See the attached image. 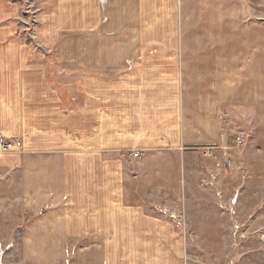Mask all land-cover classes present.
Masks as SVG:
<instances>
[{
    "label": "crops",
    "instance_id": "crops-1",
    "mask_svg": "<svg viewBox=\"0 0 264 264\" xmlns=\"http://www.w3.org/2000/svg\"><path fill=\"white\" fill-rule=\"evenodd\" d=\"M174 1L34 0V31L0 0V227L24 228L29 264H178L167 206L130 198L154 186L142 162L204 139L233 62L211 59L217 29L183 38Z\"/></svg>",
    "mask_w": 264,
    "mask_h": 264
},
{
    "label": "rangeland",
    "instance_id": "rangeland-1",
    "mask_svg": "<svg viewBox=\"0 0 264 264\" xmlns=\"http://www.w3.org/2000/svg\"><path fill=\"white\" fill-rule=\"evenodd\" d=\"M23 1L19 21L35 31L39 17L34 0ZM174 3L185 17L183 38L188 42L204 44L213 38L205 30L217 29L218 49L211 59L218 67L232 61V74L218 79L215 102L221 110L216 119L194 122L205 132L204 139L185 154L171 152L142 162L145 182L154 186L145 187L148 195L140 187L131 203L167 206L168 218L185 240L178 264H264V0ZM229 79L232 90L225 83ZM238 138L244 145H238ZM23 230L0 227V264L31 263ZM131 249L137 251L138 245ZM133 264L143 262L133 258Z\"/></svg>",
    "mask_w": 264,
    "mask_h": 264
},
{
    "label": "built area",
    "instance_id": "built-area-1",
    "mask_svg": "<svg viewBox=\"0 0 264 264\" xmlns=\"http://www.w3.org/2000/svg\"><path fill=\"white\" fill-rule=\"evenodd\" d=\"M237 143L239 146L244 145V140L242 138L237 139ZM12 144L9 143L2 135H0V153L9 152L12 150ZM207 155H211L208 153Z\"/></svg>",
    "mask_w": 264,
    "mask_h": 264
}]
</instances>
